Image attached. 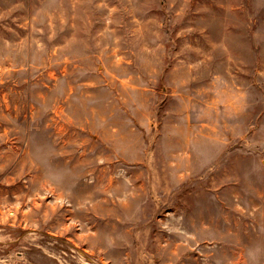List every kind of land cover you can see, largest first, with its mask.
Instances as JSON below:
<instances>
[{
    "label": "rangeland",
    "instance_id": "obj_1",
    "mask_svg": "<svg viewBox=\"0 0 264 264\" xmlns=\"http://www.w3.org/2000/svg\"><path fill=\"white\" fill-rule=\"evenodd\" d=\"M0 264H264V0H0Z\"/></svg>",
    "mask_w": 264,
    "mask_h": 264
}]
</instances>
